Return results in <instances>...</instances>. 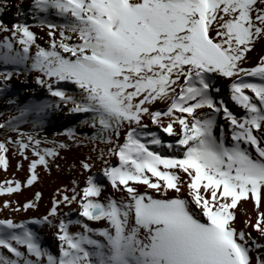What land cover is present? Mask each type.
<instances>
[{
  "label": "snow or ice",
  "instance_id": "obj_1",
  "mask_svg": "<svg viewBox=\"0 0 264 264\" xmlns=\"http://www.w3.org/2000/svg\"><path fill=\"white\" fill-rule=\"evenodd\" d=\"M12 7L15 22L0 19V95L14 76L34 73L55 99L6 97L18 115L0 123L16 133L0 140V169L7 171L10 151L33 159L26 181L0 182V196L32 186L37 168L50 171V161L70 147L40 137L52 112L87 114L79 126L94 129L92 136L78 137L74 127L56 135L106 150L93 149L99 173L91 156L80 162L89 173L85 186L74 180L71 195L58 190L46 215L0 218V264H253L252 253L254 264H264V242L247 231L264 238V55L244 66L264 41V0H30L27 8L24 0H0V16ZM34 26L46 30L47 47ZM218 78L230 81V100L243 114L229 109ZM242 201L252 202L254 219ZM12 205L2 207L21 210ZM61 205H76L84 219H65ZM238 212L246 216L240 229ZM34 226L56 230V253L42 246Z\"/></svg>",
  "mask_w": 264,
  "mask_h": 264
},
{
  "label": "bare ground",
  "instance_id": "obj_2",
  "mask_svg": "<svg viewBox=\"0 0 264 264\" xmlns=\"http://www.w3.org/2000/svg\"><path fill=\"white\" fill-rule=\"evenodd\" d=\"M17 3H20V0H12V4L15 5ZM30 3V0H24V7L27 8ZM16 16V9L15 7H12L6 14H4L2 17L4 20L10 22L9 26L14 21V18ZM31 19V18H29ZM38 28H36L37 30ZM39 34H45L46 30L41 31L38 29ZM47 38V36H46ZM45 42V41H43ZM43 44V43H42ZM42 46V45H41ZM43 46V47H47ZM35 49H33L34 53ZM250 55V61L253 66L258 62L259 57L261 55H264V52L258 51L256 48L253 52L249 53ZM0 69L3 71L5 70L2 66H0ZM11 70V69H8ZM29 78H17L16 76L13 78V81L10 82V87L7 89L6 93L4 95L7 96V98H13L17 99L21 103H28L31 99L35 96H39L41 99H55L47 95L46 89L40 88L38 85L35 84V74L29 73ZM223 80H226L224 78H218L217 83L218 86L222 89V92L224 94V98L229 101V91L228 86H225L223 84ZM227 82H230L226 80ZM0 87H3L1 84ZM68 90H72V86L68 87ZM0 95V97L4 96ZM7 106L10 105L6 103ZM13 108H15L14 105ZM228 107L230 110H232L235 114L241 115L243 112L238 107L233 106V104L229 103ZM16 109V108H15ZM244 111V110H243ZM67 109H64V111L60 112H52L49 116V121L45 124V127L42 131H40V137H43L46 133H49L50 135H56L57 133H61L65 131V129L74 127L76 125H79V121L82 120L80 117L81 114H73L68 115ZM14 115H18L16 112ZM85 115V114H82ZM9 117L2 120L1 123L5 122ZM223 118H218L219 125H223L226 132L228 129V124L225 121L224 123ZM145 122L149 123V125L154 129V125H151L150 120L145 118ZM55 126L58 128V132H54L52 130L49 131L50 127ZM85 130H90L91 134L94 133V129L84 126ZM20 130H25L27 132H31L32 128L27 124H22ZM161 135L164 137L165 142H173L174 138L167 136V134L161 133ZM217 135H219V127L217 128ZM228 139L230 141L231 134L230 132H227ZM64 137V136H63ZM67 138V137H66ZM83 147V148H82ZM81 148L83 149V153H77V150L75 148V144H71L69 149L70 153L65 152L61 153L59 157H57L54 161H50V171H47L43 169V167L37 168V173L39 176V179L30 187H22L21 191L18 193H14L11 196H0V218H11L15 222H24V221H30L33 218H40L44 215H46L49 211V209L52 207V201L54 198L59 199L60 196L57 195L58 190L68 189L67 192L68 195H71V189L74 187L73 181H77V184L79 185V188H83L85 186V181L89 173L85 172L81 166L80 162L82 160H85L87 157L91 156L93 158L92 161L94 162L97 167H101V162L96 159L98 155V151H93V149H100L105 148L106 146L104 144H100L98 141L95 143L86 141L85 145H83ZM79 148V147H78ZM14 151V150H13ZM29 154V160L33 159L31 156V152ZM8 160H9V167L7 171H4L3 169H0V175L1 180L0 182H3L5 180L15 179L19 180L22 184L26 181V179L29 176V160H24L22 157L17 155H12V151L8 153ZM115 160H118L117 157H111V163L115 165ZM15 163H14V162ZM119 161V160H118ZM21 164L22 167L17 169V164ZM57 165H59V168H57ZM112 189L110 185L107 187V191L104 193L105 196H107L109 193H112ZM39 192L41 193L40 200L37 202V206L34 209H28L27 211H24L22 208V205L28 201H34L35 200V194ZM117 196L119 194H116ZM170 195H174V193H170ZM103 199V197H101ZM5 200H10L13 202L12 207H21V210L19 212H13L12 208L4 209L2 207L3 202ZM241 204L243 205L244 209H246L247 213L251 216H253V219L255 217V213L253 212V204L251 201L244 202L242 201ZM77 206L72 205L71 207H65L61 205L62 213H69L68 217H65V219H84L81 217H78V211L76 210ZM246 219V216L242 213L238 212L237 220H236V226L238 229L244 228V220ZM89 225L93 228H102L107 226L106 221H99V222H89ZM31 226V225H30ZM34 230L38 231V234L41 238L42 246L49 248L53 253H56L58 251V245L59 241L55 237V229L49 228L47 226H34ZM81 229L78 226H72L70 228V231H80ZM247 231L252 233L253 237H257L261 240V242H264V238H260L258 236V233H256L253 229L250 227L247 229ZM23 250V249H22ZM6 253V250H4ZM7 254V253H6ZM10 255V254H9ZM253 256V264H254V258L255 253L251 254Z\"/></svg>",
  "mask_w": 264,
  "mask_h": 264
},
{
  "label": "rangeland",
  "instance_id": "obj_3",
  "mask_svg": "<svg viewBox=\"0 0 264 264\" xmlns=\"http://www.w3.org/2000/svg\"><path fill=\"white\" fill-rule=\"evenodd\" d=\"M0 19H2L3 20V22L4 23H6V24H10V22H8V21H6V20H4L3 19V17L2 16H0ZM29 23H32V24H35L36 22L35 21H32L31 19H29ZM32 30L34 31V32H36L37 33V36L38 37H43V39H38V43L40 44V45H42V46H46L47 45V41H48V37L46 38V36L47 35H45V34H39V31H38V29L36 30V27L34 26L33 28H32ZM43 41H45V42H43ZM43 43V44H42ZM256 49L258 50V51H260L261 53L262 52H264V41H262V42H260V43H258L257 44V46H256ZM251 57H250V55H249V58H248V63L247 64H245L244 66L245 67H253V65L251 64V59H250ZM0 71H2L1 69H0ZM15 77V76H14ZM13 77V78H14ZM30 77V75H29V73L28 74H23V73H21V75L20 76H18L17 78H29ZM220 79V78H219ZM13 81V79L10 81V82H12ZM224 82H223V84H225V86H228L229 85V83L230 82H227L226 80H223ZM9 82V83H10ZM1 85V84H0ZM6 95H4V96H2V97H0V123L2 122V120L3 119H5V118H7V117H10V116H13L15 113H16V109L15 108H13V106H11V105H6L5 103H6ZM229 103H231V104H233V106H235V107H238L240 110H241V112H243V109L242 108H240L239 106H237V105H235V103L234 102H232L231 100H230V98H229V101H228V104ZM164 108H166V105L165 104H162V103H157L156 105H155V109H164ZM154 109V110H155ZM82 119H86L87 118V114H85V115H82L81 114V116H80ZM224 123H225V121H224ZM219 124L220 123H218V126H219ZM20 128H21V126H20ZM154 129H155V127H154ZM50 130H52V131H54V132H58L59 130H58V128H56L55 126H53V127H50L49 128V131ZM75 130H76V133H77V136L78 137H90V136H92L93 134H91V131L89 130H85V127L84 126H79V125H76L75 126ZM21 131H23V132H27V131H25V130H21ZM95 131V130H94ZM8 135H11L13 138H16V133H10V132H7L6 130H4V129H0V140H3L6 136H8ZM43 137H47L49 140H52V139H56V140H58V141H63V142H65V143H68L69 145H71L73 142L72 141H69L66 137H63V136H57V135H50L49 133H46ZM43 137H41V138H43ZM86 139L85 140H83L79 145H77V144H75V143H73V144H75V148H76V150H77V153H83V145H85V143H86ZM42 146H44V145H42ZM46 146H52V145H46ZM79 147V148H78ZM82 147V148H81ZM14 150V149H13ZM65 152H68V153H70V149L69 148H67V149H63V150H61L60 151V154L61 153H65ZM28 156H29V154H28ZM14 162V161H13ZM15 163V162H14ZM119 164V161L118 160H115V165H118ZM99 167H95L94 169H93V172L94 173H99ZM101 175H102V173H100ZM0 178H1V175H0ZM1 180V179H0ZM2 181V180H1Z\"/></svg>",
  "mask_w": 264,
  "mask_h": 264
}]
</instances>
